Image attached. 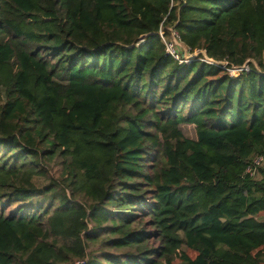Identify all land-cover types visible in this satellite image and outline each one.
<instances>
[{
  "label": "trees",
  "instance_id": "trees-1",
  "mask_svg": "<svg viewBox=\"0 0 264 264\" xmlns=\"http://www.w3.org/2000/svg\"><path fill=\"white\" fill-rule=\"evenodd\" d=\"M161 26L264 73V0H0V264H264V77Z\"/></svg>",
  "mask_w": 264,
  "mask_h": 264
},
{
  "label": "built area",
  "instance_id": "built-area-1",
  "mask_svg": "<svg viewBox=\"0 0 264 264\" xmlns=\"http://www.w3.org/2000/svg\"><path fill=\"white\" fill-rule=\"evenodd\" d=\"M160 38L165 45L166 55L171 57L174 61L178 62L180 65H190L194 61L200 63H207L209 65L219 66L221 69L228 72L230 78L235 79L242 73H256L264 77V73L260 69L253 70L249 65H244L242 67H228V63L216 64L211 59L207 58L202 54L200 50L192 51L188 47H184L181 43V37L177 31L173 32V39L167 41L164 36V30L161 26ZM144 43V41H143ZM264 168V152L252 158L242 175L243 178L258 179L260 177V170ZM71 264H88V260H78Z\"/></svg>",
  "mask_w": 264,
  "mask_h": 264
},
{
  "label": "rangeland",
  "instance_id": "rangeland-1",
  "mask_svg": "<svg viewBox=\"0 0 264 264\" xmlns=\"http://www.w3.org/2000/svg\"><path fill=\"white\" fill-rule=\"evenodd\" d=\"M181 130L183 131L184 135L187 138L197 139V127L196 126L183 125V126H181ZM53 179L60 182L59 179L56 177L55 172L50 169L49 172L46 173V177L43 178L44 184H49L51 182V180H53Z\"/></svg>",
  "mask_w": 264,
  "mask_h": 264
}]
</instances>
